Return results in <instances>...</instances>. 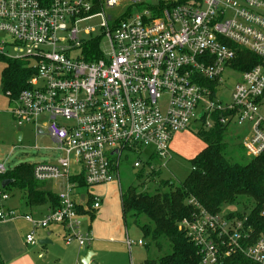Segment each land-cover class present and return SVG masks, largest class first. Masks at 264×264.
I'll return each instance as SVG.
<instances>
[{
	"label": "built area",
	"instance_id": "2783aa9c",
	"mask_svg": "<svg viewBox=\"0 0 264 264\" xmlns=\"http://www.w3.org/2000/svg\"><path fill=\"white\" fill-rule=\"evenodd\" d=\"M115 9L124 13L109 12ZM95 18L102 19L100 35L82 34L80 26ZM0 33L25 54L9 58L32 61L35 72L12 102L13 121L34 126L36 136L47 132L61 153L33 169L40 183L63 182L59 209L42 218L19 215L6 209L9 194L0 193V221H27L34 229L29 245L36 244L35 230L59 226L67 244L88 247L93 235L82 231L77 211L86 194L73 177L83 173L88 187L120 185L123 156L143 153L151 173L155 159L171 158L177 133L213 128L214 114L223 125L247 130L241 140L247 156L264 153V0H0ZM96 40L99 54L86 60L84 49ZM1 45L4 55L7 43ZM237 49L258 64L237 70ZM224 74L240 78L228 101L221 99L228 91ZM143 164L139 159L134 167ZM6 171L0 165V175ZM100 207L95 197L92 210ZM254 228L249 216L231 219L201 208L180 227L198 248L199 264H219L238 251L264 264V234L252 244ZM134 244L127 238L129 249Z\"/></svg>",
	"mask_w": 264,
	"mask_h": 264
},
{
	"label": "trees",
	"instance_id": "16d2710c",
	"mask_svg": "<svg viewBox=\"0 0 264 264\" xmlns=\"http://www.w3.org/2000/svg\"><path fill=\"white\" fill-rule=\"evenodd\" d=\"M92 45L84 49L83 55L86 60H93L99 54V40ZM0 61L4 64L2 90L5 94L11 93L10 103H12L26 88L28 80L35 72L30 69L28 60L12 59L0 54ZM258 62L259 59L251 52L237 49L235 66L237 70H250ZM218 116L220 117L219 113L213 115L215 121L213 128L207 129L201 125L196 127V135L204 142L205 148L192 161V172L186 180L181 182L175 179L163 180L161 172L157 170L146 177L142 173H137V177L141 180L147 179L149 182L157 183L158 188L155 193L139 192L134 187H130L125 193L121 192L125 226L131 218L143 232L144 238L150 240L148 246L154 245L159 252L165 247L168 249V253L164 256L157 260H146L142 264H199L198 248L187 237L186 231L180 227L185 220H192L197 216L200 208L210 215H221L231 219L242 220L245 216H249V224L255 227L251 233L252 244L264 234V217L261 216L264 206V153L247 163L238 161L233 152L238 145L231 144L227 140L230 125L221 124ZM240 150L244 152L242 145ZM33 169L32 164L9 168L6 173L0 175L2 184L4 181H10L9 185L3 187L2 192L8 194L13 189L22 191L28 207L47 205L50 211L59 209L58 195L34 179ZM72 181L77 183L79 189L90 188L85 184L83 173L73 177ZM94 198L95 196L90 192L86 194L85 207L83 203L77 205L80 215L89 214L92 218ZM240 200L251 205L249 207L246 205L242 212L224 214L222 210L224 206H233ZM145 245L144 243L143 246ZM0 264H4L1 256ZM219 264L258 263L238 251L224 258Z\"/></svg>",
	"mask_w": 264,
	"mask_h": 264
},
{
	"label": "rangeland",
	"instance_id": "374dc122",
	"mask_svg": "<svg viewBox=\"0 0 264 264\" xmlns=\"http://www.w3.org/2000/svg\"><path fill=\"white\" fill-rule=\"evenodd\" d=\"M109 12L121 15L124 13V10L115 9ZM101 24L102 19L95 18L83 23L80 26V30L82 34H84L85 30H94L92 35L97 36L101 33ZM2 42L7 43V45L4 46V55L13 58L25 55L24 52H20L10 46L11 44L8 45V43L12 42V39L7 34L0 33V48L3 47L1 45ZM101 46L107 53L109 50L107 39H102ZM75 54H77V52H75ZM30 63L33 62L31 61ZM3 69L4 64L0 61V165H4L6 169H9L21 164L56 162L61 156V153L55 149V145L47 135V132L43 135L36 136L34 126L27 125L24 128H18L13 121V117L10 114L13 103H10V99L2 90ZM224 79L226 80L228 91L226 95H221V99L223 101H228L231 99V91L239 82L240 78L235 75L224 74ZM45 120L46 118H42L40 124L42 122L44 124ZM19 132L23 134L22 141H19L17 138ZM246 134V129L232 126L227 138L228 142L231 144L238 145V148L233 152L235 158L242 163H247L253 159L247 156L245 151L242 152V150H240L241 140ZM36 148H38V150ZM204 148L205 144L196 135L195 126L193 125L189 130L177 133L174 136L171 143V158H168L167 161L155 159L152 163L153 167L161 172V179L163 180L175 179L180 182L184 181L192 172V161L204 150ZM147 157L146 153L140 156L135 154H125L123 156L119 169L120 186L118 183H113L93 186L88 189H80V192L84 194L90 192L97 196L99 195L104 202V208L94 211L92 218L89 214L81 217L82 231L84 233L91 231L95 239L96 252L94 260L96 264H142L146 260H157L168 253L166 247L162 252H159L154 245L148 246L150 240L144 238L143 232L134 224L133 220L129 218L127 226H125L122 217L121 192L125 193L130 187H134L139 192L154 194L155 190L158 188L157 183L149 182L147 179L141 180L135 173L136 170H139V173H142L144 177L149 175L150 170L145 164ZM139 159L144 161V164L142 168L136 169L134 164ZM164 163L165 167H163ZM2 191V180L0 178V192ZM9 193L11 194V198L7 203V207L26 210L24 194L15 189L9 191ZM246 203L247 202L240 200V202H237L233 206H224L222 210L224 214L242 212L246 205H248V207L251 205ZM104 209L105 211H103ZM15 221L17 230L20 232V235L24 237L21 233L24 232V227L29 228V225L23 220ZM109 226L115 227L112 232V234L115 235H111V232L107 229ZM126 231H128L129 239L136 242V244L132 246V250H129L128 246L123 242ZM98 232H101L100 234L102 237L105 235L108 238H112V240L96 242ZM120 232H123L122 236H120ZM43 235V231H38L35 235V248L29 247V251H26V254L31 255L32 264H81L80 259L75 261L60 259L56 246L59 240V236L57 235H53L51 238L52 241H55L53 245L41 246L39 242L45 239L42 237ZM46 238H48L47 235ZM139 239L147 246L138 245L137 241ZM0 240L1 247L4 248V235L1 230ZM39 255H42V258L39 259Z\"/></svg>",
	"mask_w": 264,
	"mask_h": 264
},
{
	"label": "crops",
	"instance_id": "0c3cea01",
	"mask_svg": "<svg viewBox=\"0 0 264 264\" xmlns=\"http://www.w3.org/2000/svg\"><path fill=\"white\" fill-rule=\"evenodd\" d=\"M19 134H20V137L18 140L22 141L23 134H22V132H19L17 136H19ZM39 135H43V134L39 133ZM34 164H36V163H34ZM34 164H32V165H34ZM135 173L137 174V173H139V171L136 170ZM114 183H117V182H114ZM43 184L46 185L45 188L51 190V192L56 194V195H58V193L61 192L63 190V187H64L63 182H46ZM110 184H113V183H110ZM0 193H3V192H0ZM91 194H93V193H91ZM93 195L95 197L101 198L99 195L98 196L95 194H93ZM9 196L10 197H9L8 201L5 202L6 209L14 210L19 215L30 214V215H33L34 217L42 218L50 212V208L47 205L39 206V207H28L25 204L26 210H22L21 208H9V207H7V203L9 202V200L11 198L10 193H9ZM103 208H104V202H103V199H101L100 209L102 210ZM103 211H105V209ZM15 220L25 221L24 219H22L20 217L13 219V220L0 221V230H1L2 234L4 235V248L1 247V240H0V256H1L4 264H32L31 255L26 254V251H29L28 250L29 247L35 248L34 247L35 245L27 244L26 238L30 233L33 232L34 229L27 221H25L29 225V228L24 227V232L21 233L24 235V237H23L20 235V232L17 230ZM107 229L111 232V235H115V234H112L113 229H115L114 226L113 227L109 226ZM38 231L44 232V235L42 237L45 238L43 241H45L46 243L44 245H41V246L53 245L55 241H52V239H51L52 236L53 235L59 236L58 237L59 242L57 241L56 246H57V250H58V256L60 257L61 260L75 261V260L81 259L83 256H86L89 252H92V253H94V256L92 257L90 264H96L95 260H94L95 252H96L94 237H93L91 244L88 247L81 248L77 244V242L67 244L65 242V239H64V237H65L64 231L59 226H52L49 229H37L34 231L35 235ZM100 233L101 232H98V237H96V242H101L104 240L105 241L112 240V238H108L105 235H104V237H102ZM46 235L48 238H46ZM122 235H123V232H120V236H122ZM127 238H129L128 231H126V234H125V239H124L125 241L123 240V242H125V244H126ZM138 241H141V240L139 239ZM129 250H132V248ZM33 251H35V250H33ZM40 256H42V255H39V259H40Z\"/></svg>",
	"mask_w": 264,
	"mask_h": 264
},
{
	"label": "water",
	"instance_id": "95a60500",
	"mask_svg": "<svg viewBox=\"0 0 264 264\" xmlns=\"http://www.w3.org/2000/svg\"><path fill=\"white\" fill-rule=\"evenodd\" d=\"M19 136H17V138L19 139ZM113 153H117V151H114ZM10 181H4L2 186L5 187L6 185H9ZM46 242L45 241H40V245H44ZM94 256V253L89 252L86 256H83L80 260H81V264H90L92 257Z\"/></svg>",
	"mask_w": 264,
	"mask_h": 264
}]
</instances>
